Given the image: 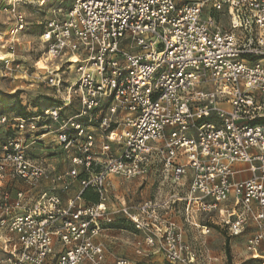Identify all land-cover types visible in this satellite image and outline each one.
Instances as JSON below:
<instances>
[{"label": "built area", "instance_id": "1", "mask_svg": "<svg viewBox=\"0 0 264 264\" xmlns=\"http://www.w3.org/2000/svg\"><path fill=\"white\" fill-rule=\"evenodd\" d=\"M70 1L41 35L57 102L0 114L3 264H106L113 215L169 264L213 261L188 239L200 217L264 264V0ZM115 179L152 194L116 204Z\"/></svg>", "mask_w": 264, "mask_h": 264}, {"label": "rangeland", "instance_id": "2", "mask_svg": "<svg viewBox=\"0 0 264 264\" xmlns=\"http://www.w3.org/2000/svg\"><path fill=\"white\" fill-rule=\"evenodd\" d=\"M15 0H0V55L7 56L2 59L0 56V114L4 115H22L25 111H33L39 108L57 102V93L50 88L45 82L48 72L44 69V59L46 58V50L41 42V35L44 30L45 22L48 19L59 17L57 9L61 8L63 13L72 5V1L68 0H49L42 5L38 0H24L19 4V9L26 15V30L18 36V41L11 43V31L15 26V20L10 11H7L6 5ZM188 0H183L186 2ZM4 3V5H2ZM17 7L18 4L16 3ZM217 15V14H216ZM221 24L225 29L229 28L228 16L222 13ZM11 45V50L8 46ZM41 61V62H40ZM56 66L50 65V72ZM73 79V74H70ZM73 81V80H72ZM31 105L32 108H29ZM37 106V107H36ZM10 132L6 127L0 126V143L4 141ZM55 166L60 169L69 167L65 161V156L58 155L55 159ZM66 164V165H65ZM118 183V184H117ZM113 190L112 200L118 204L117 197H125L126 200H137L141 193L144 197L150 196L143 187L135 188L138 182H125L119 180ZM5 186L9 185L7 180ZM199 218V224L211 228L210 234L203 236L201 229L194 227L187 228L188 239L199 248H205L202 238H207V247L212 249L216 254L223 257L224 264H258L256 261H246V239L247 235L231 241L225 230H222L213 222ZM109 231L105 232L101 240L104 243L107 261L112 264L117 258H125L132 264H169L164 257L157 254L155 250L147 254H138V248L142 249L143 245L138 246L140 240H137L133 228L119 215H113L110 223L107 224ZM2 236V235H1ZM202 237V238H201ZM12 247L18 248L13 236ZM8 236L5 234L0 239V264L4 259L3 247L7 244ZM203 264V263H202Z\"/></svg>", "mask_w": 264, "mask_h": 264}, {"label": "crops", "instance_id": "3", "mask_svg": "<svg viewBox=\"0 0 264 264\" xmlns=\"http://www.w3.org/2000/svg\"><path fill=\"white\" fill-rule=\"evenodd\" d=\"M54 161H56L55 159L53 160V162ZM55 163V162H54ZM115 181V185H116V183L117 182H119V179H115L114 180ZM118 184V183H117ZM141 186V184H137V185H135V188H137V187H140ZM142 191H145V192H147V193H152V191H151V189H150V186H148L147 188H145L144 190H142ZM141 195L143 196V193H141ZM117 198H119V197H117ZM177 219V221H180V218H176ZM107 231H109V229L107 230ZM107 231H105V232H107ZM136 234V238H137V240H140L139 241V243H138V246H141V245H143V247H142V249H144L143 251L142 250H140V248H138V251H137V253L138 254H147V253H150V252H152V249L153 250H155V252L157 253V254H159V255H161L160 253H158L157 252V250L156 249H154V248H151V247H149V246H147L146 244H144L143 243V241H144V239H143V237H142V235H140V234H138V233H135ZM202 238V237H201ZM190 240H192L191 238H189ZM202 240H203V244H204V246H205V249H206V251H207V256L208 257H210V258H212V262L211 263H209L208 261H205L204 262V264H224L223 263V257L221 256V255H219V254H216L214 251H212V249H210V248H208L207 247V238L206 237H204V238H202ZM102 241V240H101ZM102 243H103V241H102ZM140 243H142V244H140ZM104 244V243H103ZM246 255H247V257H246V261H250L249 260V256H248V254H247V252H246ZM162 256V255H161ZM163 257V256H162ZM120 258H122V257H120ZM118 259V258H117ZM117 259H115V261L117 260ZM2 261H3V259H2ZM1 261V263L3 264V262ZM115 261L112 263V264H114L115 263ZM106 264H109L108 263V261H107V256H106Z\"/></svg>", "mask_w": 264, "mask_h": 264}, {"label": "trees", "instance_id": "4", "mask_svg": "<svg viewBox=\"0 0 264 264\" xmlns=\"http://www.w3.org/2000/svg\"><path fill=\"white\" fill-rule=\"evenodd\" d=\"M84 198L89 203H96L98 201L97 195L90 191L85 193Z\"/></svg>", "mask_w": 264, "mask_h": 264}, {"label": "bare ground", "instance_id": "5", "mask_svg": "<svg viewBox=\"0 0 264 264\" xmlns=\"http://www.w3.org/2000/svg\"><path fill=\"white\" fill-rule=\"evenodd\" d=\"M38 1H41L42 5H45L49 0H38ZM8 55H12L11 53H9ZM7 55V56H8ZM2 59H6L7 56H3V55H0ZM45 64V63H44ZM46 65V64H45Z\"/></svg>", "mask_w": 264, "mask_h": 264}]
</instances>
